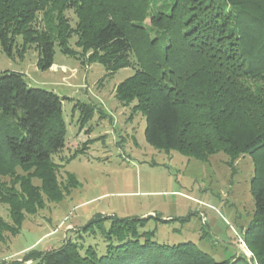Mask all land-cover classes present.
<instances>
[{
  "label": "trees",
  "instance_id": "trees-1",
  "mask_svg": "<svg viewBox=\"0 0 264 264\" xmlns=\"http://www.w3.org/2000/svg\"><path fill=\"white\" fill-rule=\"evenodd\" d=\"M157 1L0 0V46L12 57L21 39L24 51L35 46L38 67L48 70L56 46L73 56L70 40L76 36L86 62H99L109 74L134 69L115 93L122 105L134 103L133 110L143 113L149 145L201 161L224 153L230 165L250 156L255 213L244 239L254 260L264 264V0H171L158 11ZM70 10L75 28L66 16ZM64 100L30 87L23 73H0V176L17 169L28 175L21 180L25 195L0 190L18 228L3 227L14 236L24 210L45 208L32 179L41 180L51 202L64 199L57 181L64 166L54 162L66 147ZM84 114L92 118L91 110ZM152 218L98 216L84 229L110 221L103 230L105 254L94 247L82 254L68 240L51 251L31 250L22 263L251 264L245 255L216 262L191 242L159 244L156 230L144 231Z\"/></svg>",
  "mask_w": 264,
  "mask_h": 264
},
{
  "label": "rangeland",
  "instance_id": "rangeland-1",
  "mask_svg": "<svg viewBox=\"0 0 264 264\" xmlns=\"http://www.w3.org/2000/svg\"><path fill=\"white\" fill-rule=\"evenodd\" d=\"M167 3L171 0H158L154 8L158 11ZM66 16L75 28L74 11H67ZM146 24L150 25V19ZM77 42L76 36L70 40L73 56L56 46L54 65L48 70L38 67L40 55L35 46L24 51L19 39L12 57L0 46V73H23L30 87L65 98L67 127L66 147L54 158L64 166L57 170L64 199L51 202L41 180L32 179L45 208L36 213L24 210L17 236L4 229L17 226L9 206L0 202V264H39L22 263L24 255L31 250L58 249L68 240L78 243L82 254L94 247L103 255V230L109 229L110 221L103 228L84 229L98 216L153 217L144 231L156 230L159 244L191 242L216 262L245 255L251 264H258L244 239L255 213L251 157L243 156L230 165L224 153L201 161L152 147L145 139L143 113L133 110L134 103L124 106L116 98V89L134 75V69L109 74L99 62H86ZM86 108L92 112L90 119L85 117ZM25 176L20 169L11 177L0 176V190L25 195L21 185ZM155 217L175 220L160 224Z\"/></svg>",
  "mask_w": 264,
  "mask_h": 264
},
{
  "label": "crops",
  "instance_id": "crops-1",
  "mask_svg": "<svg viewBox=\"0 0 264 264\" xmlns=\"http://www.w3.org/2000/svg\"><path fill=\"white\" fill-rule=\"evenodd\" d=\"M72 228V227H71ZM69 229H70V227H69Z\"/></svg>",
  "mask_w": 264,
  "mask_h": 264
}]
</instances>
